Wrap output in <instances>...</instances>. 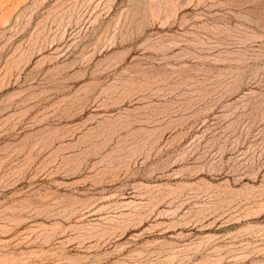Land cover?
<instances>
[{
    "label": "rangeland",
    "instance_id": "1",
    "mask_svg": "<svg viewBox=\"0 0 264 264\" xmlns=\"http://www.w3.org/2000/svg\"><path fill=\"white\" fill-rule=\"evenodd\" d=\"M0 264H264V0H0Z\"/></svg>",
    "mask_w": 264,
    "mask_h": 264
}]
</instances>
